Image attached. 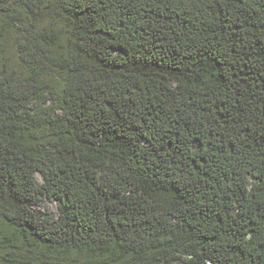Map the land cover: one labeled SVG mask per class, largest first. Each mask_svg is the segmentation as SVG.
Returning <instances> with one entry per match:
<instances>
[{"label":"trees","instance_id":"1","mask_svg":"<svg viewBox=\"0 0 264 264\" xmlns=\"http://www.w3.org/2000/svg\"><path fill=\"white\" fill-rule=\"evenodd\" d=\"M0 264H264V0H0Z\"/></svg>","mask_w":264,"mask_h":264},{"label":"rangeland","instance_id":"2","mask_svg":"<svg viewBox=\"0 0 264 264\" xmlns=\"http://www.w3.org/2000/svg\"><path fill=\"white\" fill-rule=\"evenodd\" d=\"M10 54H11L12 58L15 57V54H14V52L12 50H11ZM36 178H37V181L40 182V177L36 176ZM37 210H39V211H48L50 213H55L56 212L55 205L52 204V203H48V202H45L43 204V207L42 208H37Z\"/></svg>","mask_w":264,"mask_h":264}]
</instances>
